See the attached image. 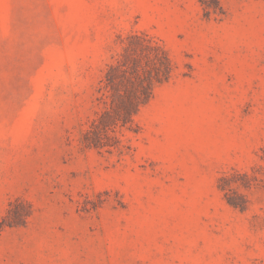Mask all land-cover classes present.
Wrapping results in <instances>:
<instances>
[{"label":"rangeland","instance_id":"rangeland-1","mask_svg":"<svg viewBox=\"0 0 264 264\" xmlns=\"http://www.w3.org/2000/svg\"><path fill=\"white\" fill-rule=\"evenodd\" d=\"M203 1L0 0V264H264V0ZM132 34L172 74L87 147Z\"/></svg>","mask_w":264,"mask_h":264},{"label":"trees","instance_id":"trees-1","mask_svg":"<svg viewBox=\"0 0 264 264\" xmlns=\"http://www.w3.org/2000/svg\"><path fill=\"white\" fill-rule=\"evenodd\" d=\"M217 2L214 0L210 5L203 1L206 13L220 9ZM121 44V51L107 64L100 80L98 100L102 102L101 110L81 136V142L87 147L107 151L125 147L115 131L132 130L133 118L152 97L154 86L167 81L173 71V63L166 52L142 36L128 35L121 38ZM13 205H9L7 213ZM27 208L22 214L15 211L9 220L8 214L5 215L0 220V228L22 224L29 215Z\"/></svg>","mask_w":264,"mask_h":264}]
</instances>
